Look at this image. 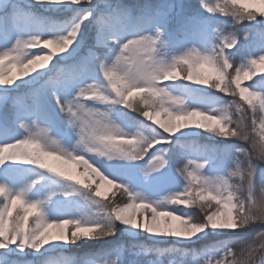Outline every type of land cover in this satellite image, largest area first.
Segmentation results:
<instances>
[{
    "label": "snow or ice",
    "instance_id": "1",
    "mask_svg": "<svg viewBox=\"0 0 264 264\" xmlns=\"http://www.w3.org/2000/svg\"><path fill=\"white\" fill-rule=\"evenodd\" d=\"M33 3L64 5L72 8L75 11V15L67 25L53 29L47 35L33 33L26 38L17 37L15 43L11 47L5 48L6 50L0 54V73H5L4 62L6 60H12L21 51L27 49L31 44L36 43L37 38L41 42V45L47 43L48 48L41 46L39 49H34L33 51H48V49H51L55 53L53 57L56 58L58 56L57 50L49 47L52 44H56L59 46L60 54L68 52L69 56H76L83 39L85 23L89 20L94 23L96 28V43L89 47L85 55L79 56L71 64L62 67L52 65L51 70L54 72V75L48 81L46 92L37 91L34 93L31 104L21 106L13 113L15 120L19 123V127L25 130V134L18 138L5 139L4 142L0 143V167H3L7 162H22L36 165L31 158L18 154L22 147L35 144H39L45 152L51 153L49 157H55L57 160L71 159L72 161H76V158L81 156L86 160V156L83 154L67 152L62 149L60 143L49 135V128L42 126L38 122V117L34 114L39 112L51 117L52 114L48 110V97L50 96L61 112L72 117L68 121L69 123H76L78 120H81V117L77 113L82 109L89 110L90 119H94L100 123L104 117H107V114L100 113L98 115L96 111H92L96 109L87 107L82 99L91 94V99L97 100L95 96L98 95V90L102 86L95 79L97 75L106 79L108 85L113 83L119 84L121 80L125 81L130 87V91L126 94L128 103L123 105L132 109V101L138 97L141 86L128 80L124 74L118 73L115 66L121 62H127L130 71L134 69L141 73L147 81L145 86L152 88L154 93L153 100L144 101L145 113L147 114H141L148 121H155V124L167 134H175L186 128L203 125V127L195 128L224 137L237 138L240 131L234 128L232 124L233 109L238 112H243L245 109L248 110L250 108L253 116L257 109L264 110V91L256 90L250 85L247 87L242 86V81H251L253 77L257 76V73H264V29L258 28L256 30V44L238 66L234 60V52L232 50L237 48L240 34L236 31L225 33L217 28L216 31L219 35L220 42L213 43L210 50L202 51L197 46L192 45L187 47L183 52L173 56L170 64L161 62L157 68L149 70L146 60H155L154 54L158 46L165 40L164 37L168 25L177 8L174 0H131V2L129 0L127 2L126 0H115V2H112V0H33ZM237 5H240V7H236ZM201 8L205 12L213 15H230L235 18V23L237 24L245 20H256L258 17L257 13H260L259 17H264V7H257L255 10H252L248 5L243 3V0H223L222 3L220 0H217V2L202 0ZM11 9L10 15L15 24H19L28 16V10L22 4L13 3ZM212 28L213 24L210 16H205L200 12L184 10L183 6H181L178 31L201 40H206ZM69 33H73V36H69ZM251 35L252 29H248L243 33V38L250 40ZM59 37H68L71 40L67 51H64L65 45L53 42L54 38ZM97 45H101L102 47H98ZM130 49H135V57L130 56ZM61 58L63 59L65 57L61 56ZM185 63L188 65H196L200 68L207 67L210 70V74L207 75L208 78L203 83L196 84L211 86L215 82L216 86L214 89L224 94L230 93L233 96H238L240 99L222 103L219 112L215 109L206 110L203 107L197 106L202 113L206 114L201 117L205 121H208V123L192 121L190 118L186 122L185 116L183 115L187 111L184 107V98L182 96L167 95L165 93V87L161 86L160 83L162 81H173L166 78L173 72L179 77L181 74L180 65ZM11 67L15 68L17 64L12 63ZM39 69L42 70L45 68ZM37 72L38 70L33 73ZM40 75H44V73L40 72ZM28 76L22 77L25 78ZM89 76L93 77V83H87L85 86L80 87L72 98H66L61 94V89L67 91L74 83L86 79ZM112 77H116V79H110ZM13 80L15 78H5V75L0 76V86H11L14 84ZM187 81L192 82L191 79ZM122 91V88H118V92L115 94H119ZM162 95H165L166 99H160ZM139 98L142 99L140 96ZM153 101H158L159 107H156ZM245 101L247 102V107L243 103ZM2 107L4 105L0 104V108ZM157 108L159 111L156 110ZM161 113H164L168 119H158ZM28 117H33L30 122ZM174 121H182V123L177 124ZM211 121H215V125L210 123ZM7 123V117L0 118V124L6 126ZM86 123L83 122L80 125L82 135L83 131L87 130ZM252 123L255 126V119H253ZM259 127L261 130H264V123L260 124ZM107 135H114V133H108ZM260 135L261 143L255 151L258 155H264V131H261ZM99 138L104 140L106 136L101 135ZM136 142L144 144V148L139 154L127 152L121 153L120 157L129 160L143 159L150 149L154 148L157 144L170 143V139L169 136H156L145 140V138L138 134ZM48 158L42 162L44 167L41 169L48 171L51 169V172L57 173L58 176L80 185L84 189L90 190L95 197H105L106 199V194L100 190L99 186L93 189L91 183L53 166L48 162ZM250 159L251 164L257 163L255 157ZM86 161L88 162V160ZM168 163L169 161L163 153L154 155L149 161L148 167L145 169V175L163 169ZM207 163V160L198 162L197 160L188 159L182 168H177L180 176L187 181V186L183 193H173L166 198L172 204H179L174 201L183 199L184 197H190L194 191H205V189H195V185L201 184L206 186L207 190L205 191V195L200 196L199 199L203 202L208 198H213L214 202L217 203L216 220L218 226H208L203 231H197L195 235L187 231H180V229L161 227V217H168L174 213L173 211L158 208L140 193L131 191L125 184L118 183L106 175L94 163L88 162L89 165H95L94 167L99 169V173L102 175H96L101 180L111 185L119 184V187L127 194L131 202L123 206L107 203L108 206L105 209V216L99 220L83 221L72 218L49 220L43 211L42 205L45 203L44 201L28 199L26 196V188L13 191L7 181L0 182V198H2V201H0L2 203V206H0V239H4L11 233L12 239L16 241V244L13 245H19L21 239L24 245L35 244L36 241H39V246L42 248L54 241H60L65 244H79L81 241L104 239L114 235L117 231V222L145 229L153 234L179 231L180 237L188 239L198 236L201 232H205L209 228L233 231L243 228L239 226L238 220L235 221V224L232 223L235 215L233 210L235 207V197L231 194V185L228 179L224 176L210 177L203 174L202 170ZM261 170L264 169H258V174ZM37 182L33 180L29 187L35 185ZM213 185H222L223 187L218 186V190L212 192L211 187ZM225 192L228 195H224ZM51 195H54V193L50 194L49 199H51ZM100 201V199L97 200V202ZM189 204H192V202L180 205ZM17 209L20 211H17ZM138 209L145 210L143 213V222L138 219ZM148 209L151 210L150 216L147 212ZM14 212H16L15 218H13ZM33 215L40 217L38 223L43 225V229L36 236L29 239L28 233L32 229L28 228V222L30 216ZM225 217L228 218V226H220L224 222ZM172 218L176 219V216H172ZM256 224L261 225L260 222L254 220L250 226ZM68 225H71V231L66 233L65 228ZM244 227H249V225ZM52 228L59 229V233L52 235L50 233V229ZM260 237H264V231L257 232L251 239H258ZM19 250L21 249L19 248ZM232 251L233 248H226L223 254L219 256L221 257L220 259H216V255H211L204 261H206V264H230ZM109 260H111V264H116V260L113 259L97 261L94 257L86 260L85 264H109ZM66 264H70V262L66 260ZM197 264H199V261H197Z\"/></svg>",
    "mask_w": 264,
    "mask_h": 264
},
{
    "label": "rangeland",
    "instance_id": "2",
    "mask_svg": "<svg viewBox=\"0 0 264 264\" xmlns=\"http://www.w3.org/2000/svg\"><path fill=\"white\" fill-rule=\"evenodd\" d=\"M115 2V0H112ZM127 2V0H126ZM131 2V0H129ZM177 4L176 11L170 21L164 39L167 41L166 46L160 49V54L166 59L183 52L187 47L197 46L202 51L210 50L213 43H219V35L216 29H220L225 33L236 31L240 34L239 43L236 49H233L234 60L237 66L253 49L257 41V29H264V17H259L253 21L245 20L242 23H235V18L222 14H209L201 8L202 0H174ZM217 2V0H212ZM222 3L223 0H220ZM13 3L22 4L28 10V16L19 24H15L11 13V5ZM252 10L257 7H264L258 3V0H243ZM181 6L184 10L200 12L205 16H210L213 28L210 30L206 40L187 35L178 31ZM236 7H240L237 5ZM75 11L64 5L57 4H36L33 0H0V54L15 43L17 37L26 38L33 33H43L47 35L51 30L67 25L74 17ZM53 27H52V26ZM252 29L250 40L243 38V33ZM96 43V28L94 23L89 20L85 23L83 30V39L79 52L76 56H69L68 52L59 53V46L52 44L49 47L57 50V57H53L45 69H37V73L30 74L23 78L19 67H11L12 62L6 60L5 78H18L11 86H0V104L4 107L0 108V118L7 117V125L0 124V143L5 139L18 138L25 134V130L19 127V123L15 120L13 113L23 105L31 104L34 93L37 91L46 92L48 81L52 79L54 72L51 70L52 65L62 67L71 64L79 56L87 53L89 47ZM43 46V45H41ZM102 47L101 45H97ZM60 54V55H59ZM61 56L65 58H61ZM52 63V64H51ZM10 69V70H9ZM204 75H209L210 70L207 67L200 69ZM231 71V70H230ZM43 72L44 75H40ZM184 73L181 72L179 80L162 81L161 86L167 88L174 95L183 96L190 107H203L204 109H215L219 112L220 105L224 102L239 100L238 96L230 93L224 94L210 86L198 85L194 82L184 81ZM22 78V79H21ZM93 77L89 76L74 83L67 91L61 89V94L66 98H72L80 87L87 83L92 84ZM98 84L103 86V90L111 97L108 102L91 99V94L83 99V102L89 108L99 109L109 112L110 119L118 124L129 134L141 132L148 138L156 136H169L170 143L157 144L150 149L148 154L140 160H129L123 157H104L97 153L86 152L78 145V129L70 127L68 124L69 116L59 110L58 106L48 97V110L52 114L51 117L42 113H35L38 122L49 128V135L56 139L67 152H74L85 155V159L89 163H94L106 175L114 179L118 183L125 184L131 191L140 193L150 202H153L158 208L168 209L177 215H193L199 214V209L195 204L180 205L172 204L167 197L173 193H183L187 186V181L180 176L177 168H182L188 159L197 160L198 162L208 161L203 174L210 177L223 176L228 169L233 166L236 156L241 155L238 149L250 147L246 142L235 137H224L215 133L205 131L203 129L191 127L178 131L175 134H167L155 124V121H148L141 113L135 111L136 100L132 101L133 108L130 109L123 104L114 103L116 94L108 87V82L102 76L95 77ZM252 86L254 89L264 91V73H257L251 81H242V86ZM247 107V102H243ZM159 111V109H156ZM236 115H240L237 112ZM248 116L251 122L252 111L248 109ZM33 117H28L29 122ZM161 120H167L168 117L161 113L158 117ZM192 121L205 122L203 117L197 116ZM174 123H182V121H174ZM215 125V121H211ZM260 121L257 120L254 126L253 135L257 140L261 139ZM163 153L169 163L156 172L145 175V169L149 165V161L156 154ZM48 162L55 167L76 175L80 179L91 183L92 188L100 187V190L106 194L105 197H95L93 193L84 189L63 177L41 169L37 165L25 164L22 162H7L0 167V182L9 184L13 191L26 188V196L30 200L44 201L42 207L45 215L49 220L55 219H80L83 221H94L102 219L105 216L107 203L112 205L123 206L131 202L127 194L117 185H111L100 179V177L91 172L83 163L67 160H57L55 157H49ZM94 165V166H95ZM261 164L260 167H262ZM260 172L257 180L261 179ZM33 180L38 181L35 185L29 187ZM51 199H49L50 194ZM100 199V202L97 200ZM199 198H197L198 200ZM2 201V198H0ZM2 206V203H0ZM17 211H20L17 209ZM145 212L144 209H138V219L143 222ZM149 213L151 210L148 209ZM16 212L13 213L15 218ZM36 216H30L28 228L34 227ZM166 217H161V227H170L172 229H180V221L172 218L170 224H165ZM117 231L115 235L108 236L104 239L81 241L79 244H65L60 241L50 242L44 248L36 253L30 247L23 251L19 250L17 245H10L14 252L4 256L7 250L0 249V264H38L42 259H47L50 264H66V260L70 264H85L90 257H94L97 261L104 259H113L120 261V264H159L164 261L174 260L175 264H201L202 261L211 255H216V259H220V255L227 247L225 241L211 243L202 246L191 255L188 253H180V257L174 256L177 253V245L195 244L205 240L210 234L224 235L235 232L236 230L209 228L205 232H201L198 236L191 239L178 237L168 234H153L145 229L136 228L117 222ZM59 229L52 228L50 233L56 235ZM66 233L71 231V225L66 226ZM257 232L246 237L243 242L251 239ZM217 238L216 240H218ZM189 256V257H188ZM186 257H188L186 259ZM187 260V261H186Z\"/></svg>",
    "mask_w": 264,
    "mask_h": 264
},
{
    "label": "clouds",
    "instance_id": "3",
    "mask_svg": "<svg viewBox=\"0 0 264 264\" xmlns=\"http://www.w3.org/2000/svg\"><path fill=\"white\" fill-rule=\"evenodd\" d=\"M258 2L264 4V0H258ZM69 36H73V33H69ZM53 42L65 45L64 51H67V47L71 44V40L68 37L54 38ZM166 43L167 41L164 40L158 46V49L154 54L155 60H146L149 70L157 68L161 62L166 64H170L172 62V58L166 59L160 54V49H163L166 46ZM40 47L41 42L37 38L36 43L31 44L27 49H24L16 57L10 60V62L17 64L22 76H28L31 73L36 72L39 68H46L47 64L52 60L55 53L51 49H48V51H33L34 49H39ZM43 48H48V44L44 43ZM135 55V49H130V56L135 57ZM115 67L118 73L124 74L127 76L128 80H131L136 85L141 86L138 96L142 97V99L136 100L135 111L138 113H144L146 115L147 113H145L144 101L153 100L154 93L152 88L150 86H145L147 81L143 78L141 73L134 69L130 71L129 64L127 62H121ZM200 69L201 68L199 66L188 65L187 63L180 65V71L184 73V81L191 79V81L194 83H203V81L207 79L208 76L204 75ZM3 75H5V73H0V76ZM166 78L173 81L179 80V77L175 72ZM110 79L115 80L116 77H112ZM14 82L15 80H13V83ZM215 86L216 85L214 82L210 87L214 88ZM108 87H110L114 93L118 92V88L123 89L122 92L116 94V99L113 101L114 103H128L126 94L128 91H130V87L125 81L121 80L119 81V84L113 83L108 85ZM165 93L167 95L180 96L174 95L167 88H165ZM95 98L102 102H108L111 99V97L103 90V86H101V89L98 90V95H96ZM160 99H166V96L162 95ZM153 102L155 103L156 107H159L158 101ZM184 107L187 109V111L183 113L186 122L189 118L193 119L197 116L206 115L205 113L201 112L199 107L187 106L185 98ZM92 111H96L98 115L100 113H106L107 117H104L103 120L98 123L96 120L90 119L89 110L82 109L77 113V115L81 117V120H78L76 123L68 122L70 127L78 129V145L81 146L86 152L97 153L101 156L112 158L120 157L121 153L127 152L139 154L140 151L143 150L144 144L137 143L136 137L139 134L146 140L148 138L147 136L141 132L129 134L110 119L109 112L107 111H101L99 109ZM237 112L238 111L235 109L232 111L233 127L239 129L240 131V134L237 138L246 142L250 147H243L237 150L241 155L235 157L233 166L228 169L225 175H223L228 179L231 185V194L235 197V207L233 209L235 215L232 223L235 224V221L238 220L239 226L244 227L246 225L250 226L255 220L260 222L261 225H264V179L257 180L258 169H261L260 165L264 164V155H258L255 151V149L260 145L261 140H257V138L253 135L254 125L252 123L253 119H255V121L259 120L260 124L264 123V110L257 109L254 116L253 114L251 116V122H249L250 118L248 116L247 109H245L243 112H240V115H236ZM71 119L72 117L69 116V120ZM83 122H87V130L83 131L82 135V129L80 125ZM194 127H203V125H196ZM108 133H114V135H107ZM101 135H105L106 139L101 140L99 138ZM60 147L64 149L61 145ZM18 154L31 158V160L40 168L44 167L42 162L51 155V153L45 152L39 144L22 147ZM252 157H255L257 160L256 164H251L250 158ZM76 161L86 165L88 169L94 174L102 175L99 173V169L89 165L82 156L77 157ZM262 171L264 170H261V172ZM49 172H51V169H49ZM55 174L58 175L57 173ZM218 186L221 188L223 187L222 185H213L211 187V191L216 192L218 190ZM194 188L205 189V191L207 190L206 186L201 184L195 185ZM205 191H194L190 197H184L183 199L174 201L175 203L179 204L192 202V204H195L199 209V214L183 216L172 213V215L166 217L165 224H170L172 216H176V219L179 220L181 224L180 231H187L192 235H195L197 231H203L204 228L208 226H218L216 220L218 205L216 202H214V199L208 198L203 202H201L200 199L197 200V198L200 196L205 195ZM224 195H228V193L225 192ZM39 220L40 217H36L34 221V227L28 233L29 239L42 231L43 225L38 223ZM220 226H228L227 217H225L224 222ZM115 234L116 233H114V235ZM164 234L180 237L179 231H169ZM13 244H16V241L12 239L11 233L4 239H0V249L7 250L3 253L4 256H8L9 253L15 251V249L10 248V245ZM39 244L40 242L36 241L35 244L24 245V242L21 239L20 244L17 246L21 249V251L30 247L36 253H39L42 249ZM5 264H9V262L5 261ZM38 264H50V261L47 259H42L38 262ZM109 264H111V260H109ZM116 264H120L119 259L116 260ZM159 264H165V262L160 261ZM166 264H175V262L174 260L170 259L166 262ZM201 264H206V261H202ZM230 264H264V237L251 239L250 241L247 240L240 245L233 247V251L231 252L230 256Z\"/></svg>",
    "mask_w": 264,
    "mask_h": 264
},
{
    "label": "trees",
    "instance_id": "4",
    "mask_svg": "<svg viewBox=\"0 0 264 264\" xmlns=\"http://www.w3.org/2000/svg\"><path fill=\"white\" fill-rule=\"evenodd\" d=\"M240 145H241V148H243L242 146L243 144H240ZM260 168L264 169V165H262V167ZM261 179H264V171H262L261 173ZM261 227H264V225L256 224V225H252L249 227L239 228L235 232L224 234V235L223 234L222 235L210 234L205 240H202L201 242H198L195 244H182V245L175 244V246L177 247L176 249L177 253H174V256L178 260L181 255L180 253H182L183 251L188 253L187 255H191L193 251H196L198 248L202 246L209 245L215 242H221V241L226 242V244H224L225 246L233 248L243 243L244 239L250 236L252 233H255L256 231H264V228H261ZM217 238L219 239L216 240ZM188 257H186V259Z\"/></svg>",
    "mask_w": 264,
    "mask_h": 264
},
{
    "label": "bare ground",
    "instance_id": "5",
    "mask_svg": "<svg viewBox=\"0 0 264 264\" xmlns=\"http://www.w3.org/2000/svg\"><path fill=\"white\" fill-rule=\"evenodd\" d=\"M52 26V25H51ZM53 27V26H52Z\"/></svg>",
    "mask_w": 264,
    "mask_h": 264
}]
</instances>
